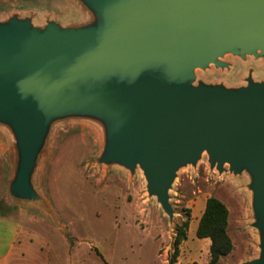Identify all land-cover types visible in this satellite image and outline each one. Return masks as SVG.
I'll return each mask as SVG.
<instances>
[{
	"label": "water",
	"instance_id": "95a60500",
	"mask_svg": "<svg viewBox=\"0 0 264 264\" xmlns=\"http://www.w3.org/2000/svg\"><path fill=\"white\" fill-rule=\"evenodd\" d=\"M89 19H0V125L14 140L11 200L45 206L35 184L55 124L101 125L98 164L141 169L173 222L178 172L206 154L212 170L248 176L264 264V80L199 79L226 55L264 66V0H77Z\"/></svg>",
	"mask_w": 264,
	"mask_h": 264
},
{
	"label": "rangeland",
	"instance_id": "374dc122",
	"mask_svg": "<svg viewBox=\"0 0 264 264\" xmlns=\"http://www.w3.org/2000/svg\"><path fill=\"white\" fill-rule=\"evenodd\" d=\"M30 16L36 25L48 19L76 24L89 19L77 0H0V19ZM231 68L211 65L197 70L199 79L227 85L245 84L250 68L264 80L262 60L226 55ZM237 79L230 82L229 78ZM104 146L101 125L66 120L54 125L35 176L46 205L11 200L8 183L15 166L14 140L0 125V213L21 228L22 253L8 264H169L176 226L189 219L188 238L175 264H209V238L196 229L206 200L215 196L229 209L228 233L234 248L219 264H239L258 255V235L251 226V193L246 174L212 170L205 154L196 167L182 168L170 191L172 223L147 192L141 169L98 164Z\"/></svg>",
	"mask_w": 264,
	"mask_h": 264
},
{
	"label": "trees",
	"instance_id": "16d2710c",
	"mask_svg": "<svg viewBox=\"0 0 264 264\" xmlns=\"http://www.w3.org/2000/svg\"><path fill=\"white\" fill-rule=\"evenodd\" d=\"M228 224L229 209L227 205L215 196L208 197L196 229V236L199 239L209 238L211 240L209 264H219L223 256L233 251L234 245L228 233ZM189 226V219L176 226L175 250L169 264L177 262L179 247L188 238ZM194 264L201 263L195 262Z\"/></svg>",
	"mask_w": 264,
	"mask_h": 264
},
{
	"label": "crops",
	"instance_id": "0c3cea01",
	"mask_svg": "<svg viewBox=\"0 0 264 264\" xmlns=\"http://www.w3.org/2000/svg\"><path fill=\"white\" fill-rule=\"evenodd\" d=\"M21 235V228L9 216L0 213V264H8L22 253Z\"/></svg>",
	"mask_w": 264,
	"mask_h": 264
},
{
	"label": "bare ground",
	"instance_id": "6f19581e",
	"mask_svg": "<svg viewBox=\"0 0 264 264\" xmlns=\"http://www.w3.org/2000/svg\"><path fill=\"white\" fill-rule=\"evenodd\" d=\"M229 81H230V82H235V81H237V79H235V78H233V77H230V78H229Z\"/></svg>",
	"mask_w": 264,
	"mask_h": 264
}]
</instances>
